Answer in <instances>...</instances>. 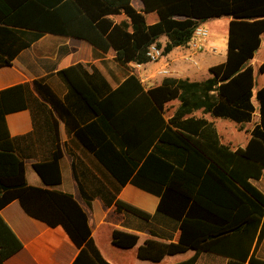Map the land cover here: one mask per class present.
Here are the masks:
<instances>
[{
  "label": "trees",
  "instance_id": "16d2710c",
  "mask_svg": "<svg viewBox=\"0 0 264 264\" xmlns=\"http://www.w3.org/2000/svg\"><path fill=\"white\" fill-rule=\"evenodd\" d=\"M142 2L144 12H157V22L147 24L131 0H0V67L10 65L43 32L82 38L104 50L111 46L121 65L146 62L151 43L162 46L164 55L185 44L198 22L231 16L226 59L209 67V76L201 81L165 77L144 90L132 73L110 89L96 69L88 72L77 64L57 72L68 86L62 99L45 78L1 89L0 209L18 200L29 216L65 230L81 248L76 263L87 254V246L100 264H108L92 244L86 210L72 193L51 188L61 182L57 119H62L68 133L110 175L111 189L96 179L88 201L99 196L116 212L148 219L149 213L116 196L130 182L158 196L157 211L178 221L175 241L147 238L137 247L139 258L159 262L165 255L191 251L171 264H195L203 252L226 257L225 264H264L254 253L264 237V193L251 183L264 170V86L253 94V67L248 63L264 33V0ZM118 13L128 22L106 18ZM162 34L167 37L164 45L158 42ZM259 70L264 73V61ZM253 98L259 118L250 134L261 148L251 143L233 150L220 142L212 122L192 115L200 109L248 122L256 110ZM172 99L178 106L166 119L163 107ZM21 109H29L33 119L42 120L41 127L52 132L49 158L32 164L43 186L27 183L24 160L6 128L5 115ZM139 239V234L121 228L112 231V243L121 248L133 247ZM11 240L18 244L0 218V264Z\"/></svg>",
  "mask_w": 264,
  "mask_h": 264
},
{
  "label": "crops",
  "instance_id": "0c3cea01",
  "mask_svg": "<svg viewBox=\"0 0 264 264\" xmlns=\"http://www.w3.org/2000/svg\"><path fill=\"white\" fill-rule=\"evenodd\" d=\"M131 4L135 9L143 12L147 24H153L159 20L155 10L143 11L142 0H131ZM4 5L7 6V4ZM106 18L117 24L122 21L128 22L124 13L107 15ZM211 18L218 19L219 30L226 36V48L222 53L215 55L216 47L208 37H205L203 49L200 51H192L183 44L172 48L156 62L132 60L126 65L118 63L116 52L111 46L104 50L82 38L43 32L29 46L21 49L10 65L0 67V90L45 78L53 93L62 99L68 91V86L57 72L77 64H82L88 72L96 69L110 89H115L128 74L132 73L137 75L144 90L159 85L165 77L188 78L191 81L204 80L209 76V67L222 63L226 59L228 28L231 20V16L228 15ZM209 19L198 24L206 28L205 25ZM166 41L165 34L158 37L161 45H164ZM263 61L264 33L261 34L259 47L248 62L253 67V94L264 86V73L259 70ZM163 69L167 72H162ZM252 102L256 110L248 122H236L227 117L204 113L200 109L194 111L192 115L212 122L221 143L230 146L233 150H242L251 143L259 146L256 144L257 140L250 134L253 124L259 118L257 100L253 98ZM177 106V99L165 102L164 117L168 119ZM41 121L38 118L34 120L29 109H21L5 115L8 134L14 139V150L25 163V179L29 185L33 186H43V183L33 170L32 164L49 158L52 152V132L43 129ZM57 131L62 149L59 162L61 182L51 188L72 193L86 210L92 244L104 262L108 264H171L191 254V251H186L175 255H165L159 262L139 258L137 247L147 238L163 242L175 241L179 235L178 221L157 211L158 196L130 182L123 185L116 196L149 213L148 219H143L129 211L116 212L113 205L106 206L99 196H92L88 201L86 197L94 192L96 179L111 189L110 175L97 162L94 155L72 133H68L62 119H57ZM251 183L264 193V170L261 177L251 180ZM0 218L18 242L17 244L16 241L11 240L7 248L8 255L3 258L4 264L76 263L81 248L72 242L65 230L59 225L50 227L45 222L29 216L18 200H13L1 208ZM115 228L137 233L140 239L133 247H118L112 243V231ZM86 249L87 254L81 255L76 264H100L90 248L86 246ZM254 253L257 257L264 259V237L255 247ZM226 261V257L203 252L198 256L195 264H225Z\"/></svg>",
  "mask_w": 264,
  "mask_h": 264
},
{
  "label": "built area",
  "instance_id": "2783aa9c",
  "mask_svg": "<svg viewBox=\"0 0 264 264\" xmlns=\"http://www.w3.org/2000/svg\"><path fill=\"white\" fill-rule=\"evenodd\" d=\"M207 35V30L202 25L197 24L188 39V41L185 43V45L188 47V49L192 51H200L203 49V42ZM163 56L162 54V48L158 47L155 43H151L147 47L146 51V57L147 62H156L158 59H160ZM162 72H167L166 70H162Z\"/></svg>",
  "mask_w": 264,
  "mask_h": 264
},
{
  "label": "rangeland",
  "instance_id": "374dc122",
  "mask_svg": "<svg viewBox=\"0 0 264 264\" xmlns=\"http://www.w3.org/2000/svg\"><path fill=\"white\" fill-rule=\"evenodd\" d=\"M207 29V36L216 47L218 55L226 48V36L219 30V21L217 18H210L209 22L205 25Z\"/></svg>",
  "mask_w": 264,
  "mask_h": 264
}]
</instances>
